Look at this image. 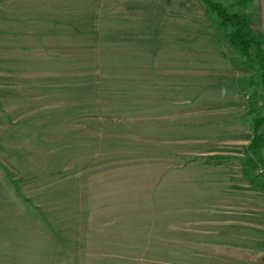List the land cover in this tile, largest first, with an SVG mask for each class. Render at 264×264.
<instances>
[{"label":"rangeland","instance_id":"1","mask_svg":"<svg viewBox=\"0 0 264 264\" xmlns=\"http://www.w3.org/2000/svg\"><path fill=\"white\" fill-rule=\"evenodd\" d=\"M225 33L198 0H0V264H219L188 223L264 182Z\"/></svg>","mask_w":264,"mask_h":264},{"label":"crops","instance_id":"2","mask_svg":"<svg viewBox=\"0 0 264 264\" xmlns=\"http://www.w3.org/2000/svg\"><path fill=\"white\" fill-rule=\"evenodd\" d=\"M258 2L260 27L259 32H255L264 41V0ZM215 183L216 203L210 210L211 216L195 221L196 224L190 221L189 230L199 235L215 234L218 240L223 241L216 248L218 255L212 257L213 263L263 264L264 186L255 187L245 177L239 176L229 183L221 178Z\"/></svg>","mask_w":264,"mask_h":264},{"label":"trees","instance_id":"3","mask_svg":"<svg viewBox=\"0 0 264 264\" xmlns=\"http://www.w3.org/2000/svg\"><path fill=\"white\" fill-rule=\"evenodd\" d=\"M198 1L217 19L218 26L226 30L225 36L230 47L239 53L244 66L251 73L250 86L258 84L261 87L264 105V41L253 30L248 16V9L258 0ZM257 100L256 94L249 96L247 110L252 116L253 137L248 148L259 161L264 162V113L257 105ZM250 165L256 167L251 162ZM260 186H264V182Z\"/></svg>","mask_w":264,"mask_h":264},{"label":"built area","instance_id":"4","mask_svg":"<svg viewBox=\"0 0 264 264\" xmlns=\"http://www.w3.org/2000/svg\"><path fill=\"white\" fill-rule=\"evenodd\" d=\"M258 171H259L260 174H263L264 173V168L259 166L258 167Z\"/></svg>","mask_w":264,"mask_h":264}]
</instances>
